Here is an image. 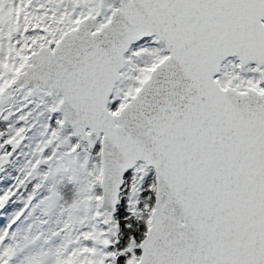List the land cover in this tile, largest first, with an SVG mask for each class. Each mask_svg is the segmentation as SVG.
Listing matches in <instances>:
<instances>
[{
	"label": "snow or ice",
	"instance_id": "1",
	"mask_svg": "<svg viewBox=\"0 0 264 264\" xmlns=\"http://www.w3.org/2000/svg\"><path fill=\"white\" fill-rule=\"evenodd\" d=\"M0 184V264H264V0H0Z\"/></svg>",
	"mask_w": 264,
	"mask_h": 264
},
{
	"label": "flooded vegetation",
	"instance_id": "2",
	"mask_svg": "<svg viewBox=\"0 0 264 264\" xmlns=\"http://www.w3.org/2000/svg\"><path fill=\"white\" fill-rule=\"evenodd\" d=\"M4 187V185L3 184H0V188H3ZM8 211H11V208H8L7 209Z\"/></svg>",
	"mask_w": 264,
	"mask_h": 264
}]
</instances>
